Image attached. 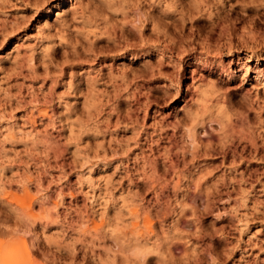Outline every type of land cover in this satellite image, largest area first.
<instances>
[{
    "label": "rangeland",
    "instance_id": "rangeland-1",
    "mask_svg": "<svg viewBox=\"0 0 264 264\" xmlns=\"http://www.w3.org/2000/svg\"><path fill=\"white\" fill-rule=\"evenodd\" d=\"M59 2L0 0V264H264V0Z\"/></svg>",
    "mask_w": 264,
    "mask_h": 264
},
{
    "label": "bare ground",
    "instance_id": "bare-ground-1",
    "mask_svg": "<svg viewBox=\"0 0 264 264\" xmlns=\"http://www.w3.org/2000/svg\"><path fill=\"white\" fill-rule=\"evenodd\" d=\"M66 4V0H61V2H59V4H57L56 5V8H59V11H58V13H57V16L59 15V14H61V11H65V8H64V5ZM51 14H52V8H49L46 12H45V17H48V16H51ZM161 54H163V53H161ZM167 54V53H166ZM137 55V54H136ZM136 55H134V54H132L131 53V57L132 58H136ZM165 55V54H164ZM169 55V54H168ZM167 55V56H168ZM166 56V57H167ZM256 56V55H255ZM161 57V56H160ZM164 57V56H163ZM261 58H263V57H261V56H258L257 58H255L254 56H252V55H246L245 57H243V61H242V64H241V72H242V74H243V78H245V77H248V76H250V72H249V70H250V64L251 63H255L256 65L257 64H259V60L261 59ZM264 59V58H263ZM178 62V61H177ZM204 63V62H203ZM205 64H207L208 65V63H206L205 62ZM144 65H145V63H144ZM147 65V64H146ZM145 65V66H146ZM154 66V65H153ZM153 66H151L150 68H152ZM209 66V65H208ZM147 68V67H146ZM145 68V69H146ZM220 68V71H222L223 73H224V75L227 77V69H225V68H223L222 66L221 67H219ZM151 70V69H150ZM214 68H210L209 69V71L211 72V73H213L214 72ZM255 71V82L256 83H258V82H263V86H262V88H264V67H262L261 65L260 66H257L256 67V70H254ZM210 86L211 87H215V83L214 82H210ZM247 93H246V95H244V99H245V104L247 105V106H249V107H251V108H254V106L255 105H257V106H263L264 105V96L262 97V96H260V95H258L257 94V96L256 97H251L250 96V92H249V90L247 89V91H246ZM250 93V94H249ZM249 94V95H248ZM239 114V113H238ZM231 121V120H230ZM229 125H230V123H229ZM232 125V124H231ZM232 139V142L236 139V138H234V140H233V138H231ZM248 142H250V144H251V146H254L255 148H256V142H254V141H252V140H250V141H248ZM205 146H207V145H205ZM210 146V145H209ZM212 146V145H211ZM210 146V147H211ZM220 146V145H219ZM204 147V146H203ZM213 147H215V145L213 146ZM212 147V148H213ZM206 148V147H205ZM203 149V150H205L204 151V153L207 151V149L209 148L208 146H207V148L206 149ZM217 148H219V147H217ZM216 147H215V149H217ZM228 148V147H227ZM244 148V147H243ZM211 149V148H210ZM215 149H213V150H215ZM222 149H224V147H223V145H222V147L220 148V150H222ZM209 150V149H208ZM219 149H217L216 151H218ZM219 150V151H220ZM211 151V150H210ZM208 152V151H207ZM224 152V151H223ZM199 153H201V151H197V155H199ZM203 153V152H202ZM234 153H235V151H234ZM206 154V153H205ZM204 154V155H205ZM208 154V153H207ZM206 154V155H207ZM200 155H202V154H200ZM225 155V154H224ZM226 158V155L224 156V159ZM231 163L230 164H234L235 163V159H232L231 161H230ZM223 163H224V161H223ZM244 172V171H243ZM245 174L243 173L242 175H241V178L242 179H244L245 178ZM228 184V182H227V180L226 179H224L223 180V185L225 186V185H227ZM252 187V186H251ZM217 191V190H216ZM214 193V192H213ZM215 194V193H214ZM2 245V244H1ZM4 245H7V244H4ZM13 244H12V247H6V249H5V251H6V253H7V255H6V257H9V260L11 261V259H15L16 261L15 262H19L20 261V258L21 257H23L24 258V260H25V262H27L28 264H61L59 261H61V256H60V253L61 252H58V251H55V252H51L50 250H49V248H51V247H49L48 249L45 247L44 248V246L42 247V246H40V245H36V248H37V250H38V252H40L41 253V256L40 257H37V256H35V257H33V255H32V252H31V250L25 245L24 247H17V248H19V250L21 249V251H18V249L16 248V250H15V248H13ZM15 246H18V245H15ZM4 247V246H3ZM4 247V248H5ZM3 248V249H4ZM57 250H60L59 248H57ZM4 250H2V252H3ZM1 252V251H0ZM37 252V251H36ZM59 254H58V253ZM3 254H5V253H3ZM2 254V256H0L1 258H3V256H5V255H3ZM0 255H1V253H0ZM74 257V256H73ZM4 259V258H3ZM2 259V260H3ZM63 259V258H62ZM7 260V259H6ZM19 260V261H18ZM10 261H7V262H10ZM23 261V260H22ZM14 262V264H17V263H15ZM22 262H20L19 264H21ZM63 263V262H62ZM13 264V263H12ZM63 264H65V261H64V263ZM66 264H68V263H66Z\"/></svg>",
    "mask_w": 264,
    "mask_h": 264
}]
</instances>
